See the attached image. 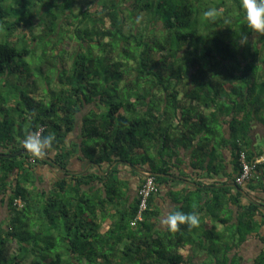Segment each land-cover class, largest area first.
<instances>
[{
  "label": "trees",
  "instance_id": "obj_1",
  "mask_svg": "<svg viewBox=\"0 0 264 264\" xmlns=\"http://www.w3.org/2000/svg\"><path fill=\"white\" fill-rule=\"evenodd\" d=\"M208 4L214 22L200 0H0V264H264L263 206L207 190L217 196L205 214L222 228L161 232L155 192L137 218L144 177L130 196L121 174L166 171V159L153 162L160 148L209 143L196 135H216L221 115L235 137L233 182L241 151L262 155L246 137L264 110V34L247 28L239 0ZM34 132L54 134L53 147L14 154ZM251 237L262 246L247 259Z\"/></svg>",
  "mask_w": 264,
  "mask_h": 264
},
{
  "label": "crops",
  "instance_id": "obj_2",
  "mask_svg": "<svg viewBox=\"0 0 264 264\" xmlns=\"http://www.w3.org/2000/svg\"><path fill=\"white\" fill-rule=\"evenodd\" d=\"M212 108L204 109L205 113H209ZM263 113V119L260 115ZM257 116H254L250 124V129L246 137V149L252 154L261 153L264 155V110ZM231 116L221 115L219 118V125L217 127L216 135L209 136L208 141L204 143L192 142L190 146H185L176 150L173 155L171 144L169 148H160L159 156L153 158L155 164H161L166 159L167 167L166 171H156L157 179L155 181L156 191L152 195V211L153 221L155 222V229H159L161 232L166 229V226L162 223V220L172 212L179 210V207L183 204L186 198H194V200H200L198 210L196 212L199 220V227L209 226L213 223L217 226V229L222 228V225L217 223L215 217L212 218L210 214H205L204 204L207 200L213 198L214 193L218 191L219 187H229L228 192L235 193L237 190L230 184L233 182V177L237 173L238 167L235 163L233 142L235 137L229 127V120ZM176 136V133L173 137ZM202 137V135H201ZM174 145V144H173ZM214 148H213V147ZM159 150V148H158ZM169 152L166 158L160 156V154ZM172 155V156H170ZM169 156V157H168ZM149 162H145L144 168L148 167ZM129 170V169H127ZM137 176H131L128 172L122 171L121 174L125 178L129 179V194L133 196L136 187L140 182L139 176L144 177L145 169L137 168ZM158 183V184H157ZM242 189L247 195L252 197L259 203H264V172L262 169L253 172L251 180L242 186ZM207 190H214L213 192ZM221 194V193H220ZM258 199V200H257ZM241 202L246 203L247 199L241 194ZM196 208V209H197ZM195 209V210H196ZM218 210L216 207L214 208ZM232 216L234 217L235 209L233 206ZM199 212V213H198ZM216 213V212H215ZM205 220V221H204ZM203 222V226L202 223ZM202 229H198L195 236L201 233ZM200 237V236H199ZM251 243L256 246V253L262 246L260 241L256 237L248 239L244 246ZM248 255V254H246ZM247 257V256H246Z\"/></svg>",
  "mask_w": 264,
  "mask_h": 264
},
{
  "label": "clouds",
  "instance_id": "obj_3",
  "mask_svg": "<svg viewBox=\"0 0 264 264\" xmlns=\"http://www.w3.org/2000/svg\"><path fill=\"white\" fill-rule=\"evenodd\" d=\"M239 7L243 13V18L247 28L260 34H264V0H239ZM203 16L214 22L218 16L216 8H209L203 12ZM246 40V37H244ZM243 45V44H242ZM55 135L42 136L38 132L29 133L22 140L23 147L34 156L43 155L46 150L53 147ZM162 223L169 231H177L181 225H187L189 229L199 225V218L195 213H185L182 211H172Z\"/></svg>",
  "mask_w": 264,
  "mask_h": 264
},
{
  "label": "built area",
  "instance_id": "obj_4",
  "mask_svg": "<svg viewBox=\"0 0 264 264\" xmlns=\"http://www.w3.org/2000/svg\"><path fill=\"white\" fill-rule=\"evenodd\" d=\"M264 161V155L256 156L251 162L247 161L244 152L239 154L240 169L236 175L234 182L239 186L248 181L253 173L255 167ZM157 189L153 174L146 171L144 172V182L138 188V194L140 195L139 208L137 218H140V212L146 208L147 197L155 192Z\"/></svg>",
  "mask_w": 264,
  "mask_h": 264
},
{
  "label": "rangeland",
  "instance_id": "obj_5",
  "mask_svg": "<svg viewBox=\"0 0 264 264\" xmlns=\"http://www.w3.org/2000/svg\"><path fill=\"white\" fill-rule=\"evenodd\" d=\"M201 1V3H204V4H207V5H205V7L208 9V7H209V4H208V0H200ZM66 46L68 47V45L66 44ZM51 85H55L54 83H51ZM50 85V86H51ZM9 102V101H8ZM7 102V103H8ZM216 126L218 127V128H221V125H219V122H217L216 123ZM178 132V131H177ZM206 134H208V132L207 131H203V132H201L199 135H196V139H198V138H200L201 137V135L202 136H204V135H206ZM87 165V164H86ZM86 167V166H85ZM129 168V167H128ZM134 171V170H133ZM228 214H231V212H228L227 211V215ZM4 215H5V212H4V206H0V217H4ZM16 250H17V245L15 244V243H10L9 244V251L10 252H16ZM244 252H245V255L246 254H248V255H246L247 257V259L249 258H251V257H253L255 254H256V246H254V245H252L251 243H249V244H247L246 246H244ZM192 251L195 253V254H198L199 252H200V250L198 249V248H196V247H192ZM202 251V250H201ZM209 253H210V251H209ZM249 264H251V262H249Z\"/></svg>",
  "mask_w": 264,
  "mask_h": 264
},
{
  "label": "water",
  "instance_id": "obj_6",
  "mask_svg": "<svg viewBox=\"0 0 264 264\" xmlns=\"http://www.w3.org/2000/svg\"><path fill=\"white\" fill-rule=\"evenodd\" d=\"M20 152L29 153L28 150H23V151H18V152L14 153V154H19ZM29 154H31V153H29ZM12 155H13V154H12ZM54 164L56 165L55 162H54ZM90 164H91V161H89V162L87 163V165H86L85 168H88V167L90 166ZM59 168L62 169V170H64V169L61 168V167H59ZM107 171H108V169H107ZM107 171H106V172H107ZM136 171H137V170H136ZM100 173H102V172H100ZM152 174H153V175H156L157 173H152ZM230 185L233 186L237 191H239V192L245 197V199H247L248 201H252V202L256 203L257 205H260V206H263V207H264V205H263L262 203L257 202V201L254 200L252 197H250L249 195H247V194L245 193V191H244L240 186H238L235 182H232Z\"/></svg>",
  "mask_w": 264,
  "mask_h": 264
}]
</instances>
